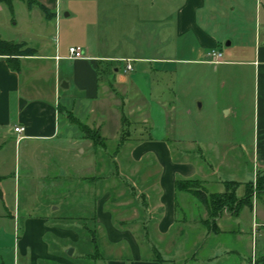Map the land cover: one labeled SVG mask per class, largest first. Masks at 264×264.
<instances>
[{"label": "crops", "instance_id": "1", "mask_svg": "<svg viewBox=\"0 0 264 264\" xmlns=\"http://www.w3.org/2000/svg\"><path fill=\"white\" fill-rule=\"evenodd\" d=\"M35 2L52 13L48 19L40 10L45 21L62 23L57 0ZM166 3L164 17L151 29L158 30L159 40L146 45L147 55L133 44L139 42L133 41V30H144V19L132 6L120 21L125 30L121 51L108 36L104 53H97L94 35L72 41L60 28L55 47L49 39L37 56H22L19 70L16 61L12 68L0 57V264H264V239L247 259L253 244L238 218L242 207L252 203L210 217L194 193L175 186L177 180H197L207 189L222 185V190H202L210 195L238 181L222 180L214 166L207 171L204 152L194 141L178 151L165 133L178 112L174 64L203 65L209 69L203 75L207 86L216 84L221 93L230 81L238 90L234 103L228 94H216L224 117H238V108L248 102L252 106L253 161L264 166V0ZM109 23L106 30H118V21L110 18ZM71 46L83 48L85 58L70 59ZM213 50L222 52L221 63L210 62ZM181 51L192 57L178 59ZM118 65L129 74L116 81ZM190 108L187 114L193 113ZM15 127L24 131L17 133ZM83 127L98 130L105 148L85 138ZM115 140L112 153L108 144ZM18 147L24 148L28 175L49 182L41 214L32 213L40 204L31 196L24 206L17 200ZM257 176L264 173L245 184V193ZM90 222L94 250L82 249L79 256L87 260L75 261V249L69 255L65 250L81 244V227Z\"/></svg>", "mask_w": 264, "mask_h": 264}, {"label": "rangeland", "instance_id": "2", "mask_svg": "<svg viewBox=\"0 0 264 264\" xmlns=\"http://www.w3.org/2000/svg\"><path fill=\"white\" fill-rule=\"evenodd\" d=\"M175 1L178 0H57L60 18L62 19V23L60 24L58 21L56 23L54 21L51 23L45 21L42 17V12L34 4L33 0L30 2V8H28L26 0H14L12 10L4 6L0 11V36L5 40L23 43L24 46L22 49L24 50V54H26L23 57L37 56L39 53L38 49H41L44 44H47L49 39L52 46L55 47L57 39L59 40L60 28H62L61 35L66 31L72 41H82L84 34L94 35L97 53H104L105 37L108 36L110 39L109 42L112 41L114 45H117L119 51H121L122 46L125 44V40L122 39L125 30H120V21L127 19L128 10L134 6L135 8H139V18L144 19V30H133L135 33L133 41L139 38V42H134L133 44L137 43L134 46L139 49L143 48L142 50L147 55L150 51L146 45H154L159 40L158 30L151 29L157 28L156 21L159 17H164V14L161 13L163 5H167L168 3L166 2L173 3ZM175 5H177V2ZM67 13L70 16H66ZM110 18L118 21L117 26L114 24V27H118V30H106L110 25ZM86 30L87 32H85ZM105 32H107V35H105ZM160 32L162 35L164 30H160ZM138 33L139 35H137ZM166 34H168V30ZM184 43L185 37L178 40L180 47ZM123 52L127 51L123 50ZM182 52L178 54V59H190L192 57L189 55L185 56V53ZM132 64L135 65V63ZM150 65L159 66L160 64L148 63L147 66L150 67ZM174 66L176 67V72L173 74L176 79L175 92L179 97L177 101L178 112L176 113L177 115L172 117L171 127L165 133L171 137L173 147L178 151L188 149L187 143L194 141L195 145H198L204 152L205 159L207 160L205 165L207 171L210 172L214 166L216 175L221 177L222 180H235L240 182L236 194L237 197L244 198L246 195L245 184L254 181L257 173H264V166L253 161L252 106L248 102L246 106L238 108V117H224L222 114L225 111L223 113L220 112V107L215 105V97L217 93H219V96L228 94L229 100L234 103L238 95V90L235 89L232 82L228 81L224 91L220 93V89L218 90L216 84L212 83L208 84V86L207 83L205 84L203 75L206 70L209 71L206 66H196L190 62L178 60ZM18 67L21 69V65ZM30 67L33 66L30 65ZM118 67L121 68L120 71L113 75V77L117 78L116 81L126 78L129 74V72H124L122 65H118ZM37 69L40 73L43 72V70H40V67H37ZM46 74L49 75V72ZM45 86L47 85L45 84ZM249 97L250 93L247 98L249 99ZM189 107H191L190 109L193 110V113L187 114ZM160 129L161 131L159 133H162V128ZM240 141L241 145L239 146L237 142L239 143ZM210 143H218V145H210ZM108 145L110 152L114 153L117 140L110 141ZM23 152V147L16 148L14 152L16 154L17 166L21 170V179L18 184L20 189L17 193V200H21L23 205L27 197L29 198L31 196L35 205L40 204V207L35 208L32 213L41 214L43 213L41 211V206H43L41 202L44 197V192L49 187V182L38 179L36 175H28L27 170H25L26 161ZM218 159L219 161H225V163L221 165L220 162H217ZM263 178L257 176L256 181H263ZM256 181L253 183L252 206H243L238 217L240 226L247 228L246 235L253 244L252 248L250 247V252L246 254L247 259L248 257L251 258V255H255L256 243L259 246L261 240L264 239V234L260 236V233H257L258 228L260 230L263 229L261 224L264 223V192L259 194L256 191ZM191 187L201 188L202 190L206 188L202 182L201 184H194ZM218 189L222 190L221 184L218 188L215 186L214 188H206L205 190L206 192H214ZM197 199L199 202L200 199ZM236 218L234 217L232 220L236 221ZM87 219L93 220L94 217L90 219L88 216ZM254 223L257 224L256 227H254ZM228 224L231 225L229 222ZM81 231V244H72L65 252L68 254V251L75 249L74 260L85 262L87 258H82L79 254H81L82 249L88 250L91 248V250H94L91 247L93 244L90 239L91 233L93 232L91 222L86 226H82ZM241 251L244 252V250Z\"/></svg>", "mask_w": 264, "mask_h": 264}, {"label": "trees", "instance_id": "3", "mask_svg": "<svg viewBox=\"0 0 264 264\" xmlns=\"http://www.w3.org/2000/svg\"><path fill=\"white\" fill-rule=\"evenodd\" d=\"M31 1L32 0H26L29 5H31ZM13 2L14 0H0V4H5L10 10L13 9ZM33 2L45 14L46 18H52V13L49 9L40 3H36L34 0ZM23 46V43L8 41L0 36V57H6L10 67L13 68L11 63L16 61L18 64L19 58L26 55L22 49ZM15 69L19 70V67L17 66ZM82 129L84 131V137L90 139L94 146L105 148L106 140L101 137L98 130H91L88 127H83ZM121 139L123 140L124 138L122 137ZM3 179L4 177L0 176V182ZM194 184H201V182L197 180H177L175 186L178 191L194 193L197 198H199L200 201L207 207L210 217L218 216L224 211L236 213L240 206L252 203L251 198L254 191L253 183L247 185L246 195L242 199H238L236 195V191L239 187L238 182H226L225 191L223 193L210 195H206L201 188H192L191 186ZM256 189L259 194L264 192V178L263 181H256ZM91 241V243L94 244L95 238L92 237ZM158 258L160 259V256H158Z\"/></svg>", "mask_w": 264, "mask_h": 264}, {"label": "built area", "instance_id": "4", "mask_svg": "<svg viewBox=\"0 0 264 264\" xmlns=\"http://www.w3.org/2000/svg\"><path fill=\"white\" fill-rule=\"evenodd\" d=\"M68 53H69L70 59H83V58H85V51L83 48H81L79 46H71L68 50ZM209 58H210L209 60L211 63L219 64L223 60V54L220 51L213 50L212 52H210ZM127 70H131V66H128ZM14 131L17 133H20V132L24 131V128L23 127H15ZM256 225L257 224H254V227H256Z\"/></svg>", "mask_w": 264, "mask_h": 264}, {"label": "water", "instance_id": "5", "mask_svg": "<svg viewBox=\"0 0 264 264\" xmlns=\"http://www.w3.org/2000/svg\"><path fill=\"white\" fill-rule=\"evenodd\" d=\"M2 197V192L0 190V198ZM72 250L68 251L67 253L70 254Z\"/></svg>", "mask_w": 264, "mask_h": 264}]
</instances>
